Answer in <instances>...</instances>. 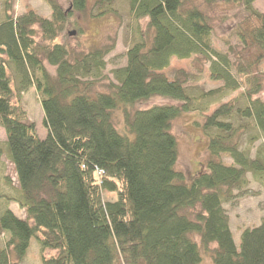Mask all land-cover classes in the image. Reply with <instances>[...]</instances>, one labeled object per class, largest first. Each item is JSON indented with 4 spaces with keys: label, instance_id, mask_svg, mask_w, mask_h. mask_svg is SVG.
Instances as JSON below:
<instances>
[{
    "label": "trees",
    "instance_id": "1",
    "mask_svg": "<svg viewBox=\"0 0 264 264\" xmlns=\"http://www.w3.org/2000/svg\"><path fill=\"white\" fill-rule=\"evenodd\" d=\"M14 1L1 0L0 128L19 192L6 195L0 213L6 236L0 264L22 260L35 236L42 252L57 251L42 264H201L203 252L214 264H264V218L242 230L238 246L225 208L248 193L249 173L264 175V9H255L257 0H205L243 12L231 33L239 47L228 51L214 47V27L199 7H185V0H127L134 36L126 64L112 71L109 92L94 91L86 79L103 78L113 46L77 53L59 41L89 0H70V9L47 0L49 17L32 9L16 16ZM115 1L96 0L99 15ZM191 57L198 72L209 63V77L221 84L192 91L182 77L163 73L173 58ZM45 62L56 67L55 77ZM29 86L45 113V138L15 100ZM230 93L236 96L219 103ZM154 96L179 104L128 109ZM119 108L122 127L113 118ZM183 112L204 117L209 152L191 180L176 167L172 123ZM10 199L26 219L9 208Z\"/></svg>",
    "mask_w": 264,
    "mask_h": 264
},
{
    "label": "rangeland",
    "instance_id": "2",
    "mask_svg": "<svg viewBox=\"0 0 264 264\" xmlns=\"http://www.w3.org/2000/svg\"><path fill=\"white\" fill-rule=\"evenodd\" d=\"M55 1L65 9L71 8L70 0ZM184 5L185 7L197 6L208 15L214 27L213 44L216 49L228 51L230 45L236 48L239 47L238 40L231 35L232 29L243 17V12L239 6L224 2L209 4L205 0H185ZM254 7L258 11H263L264 0H257L254 3ZM30 9L44 17L51 15V8L47 0L14 1L13 13L16 16L22 15ZM99 10L96 0H89L86 10L73 13L66 29V36L63 37L61 35L59 41H66L70 49L77 53L88 51L93 46H113V50L106 57L107 65L103 78L97 80L89 77L86 79L93 82L94 91L109 92V83L115 81L112 71L126 64V52L134 36V24L129 14L127 0H116L113 4V10L106 11L101 15H99ZM141 25L146 28V20H143ZM71 31H75V34H71ZM37 40L41 41L40 35L37 36ZM192 59V57L181 60L173 58L170 66L163 70V73L170 78L175 76L182 77L192 91L210 90L221 84V82L213 81L209 77L207 72L209 63L206 64L203 72H198L193 66ZM45 66L51 75L55 77L57 74L56 67L48 62H45ZM261 70L264 71V62L261 65ZM235 96V93H230L222 98L219 103L227 102ZM259 96L264 100V89ZM15 100L26 110L28 120L36 124L40 137L45 138L48 130L44 125L45 113L36 87L29 86ZM161 104L178 105L179 103L170 98L154 96L148 100H142L132 106H128V109L134 111ZM123 112L124 108H119L113 113L114 122L118 127L123 126ZM203 119L204 117L197 112H183L172 123V133L175 135L179 146L176 167L177 170L186 175L188 180L195 177L205 167L209 158L207 138L201 126ZM247 142L248 135L245 134L241 137L242 148L247 149ZM261 143L262 140L254 144L251 152L252 156L255 155L256 147ZM225 160L227 162L231 161L228 157H225ZM248 178L250 180L248 193L240 197L235 203L225 204L230 216L234 239L238 246L240 245L242 230L246 227L260 224L264 218V175L256 179L252 173H249ZM18 192L17 174L6 149V133L4 129L0 128V196H5L0 198V213L4 209V202L8 200L6 195L15 198L18 196ZM9 208L18 217L27 218L26 212L19 207L14 199H10ZM5 239L6 236L4 234L0 235V247L4 246ZM40 247L39 240L35 236L30 242L26 256L22 260L17 261L13 254V260L17 261V264H42L43 256L50 257L57 254V251L52 249L42 252ZM201 264H214L210 253L203 252Z\"/></svg>",
    "mask_w": 264,
    "mask_h": 264
},
{
    "label": "water",
    "instance_id": "3",
    "mask_svg": "<svg viewBox=\"0 0 264 264\" xmlns=\"http://www.w3.org/2000/svg\"><path fill=\"white\" fill-rule=\"evenodd\" d=\"M70 33H71V34H75V31H71Z\"/></svg>",
    "mask_w": 264,
    "mask_h": 264
},
{
    "label": "built area",
    "instance_id": "4",
    "mask_svg": "<svg viewBox=\"0 0 264 264\" xmlns=\"http://www.w3.org/2000/svg\"><path fill=\"white\" fill-rule=\"evenodd\" d=\"M99 173H102V171L100 170Z\"/></svg>",
    "mask_w": 264,
    "mask_h": 264
}]
</instances>
